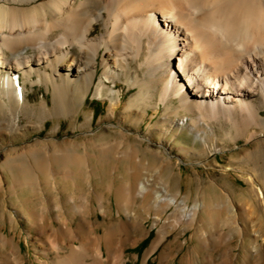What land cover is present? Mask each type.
Returning <instances> with one entry per match:
<instances>
[{
    "label": "bare ground",
    "instance_id": "obj_1",
    "mask_svg": "<svg viewBox=\"0 0 264 264\" xmlns=\"http://www.w3.org/2000/svg\"><path fill=\"white\" fill-rule=\"evenodd\" d=\"M97 25L103 32L93 37ZM99 56L105 79L113 83L130 62L145 66L151 83L163 86L160 102L166 108L176 100L177 113L189 116L194 127L224 121L234 126L229 132L238 135L242 132L238 125L245 126L249 141L264 137V0H0V89L18 104L25 102V84H33L34 76L53 85L62 98L69 90L79 97L94 80ZM135 84L140 94L133 104L148 103L146 83ZM107 91L114 96L115 91L100 81L99 95ZM112 101L114 106L113 97ZM100 148L108 154V144ZM255 155L264 162L263 149ZM51 160L46 156L43 162L42 172L48 178L56 177ZM36 169L30 165L18 169L16 183L39 186L42 174L37 175ZM136 184L143 208L149 215L155 212L154 225L159 227V237L145 262L160 251L159 264H177L184 246L181 236L166 243L179 224H194L199 206L184 217L176 215L173 221L162 222L161 210L175 205L176 199L154 195L150 182ZM254 190L264 202L263 188ZM133 199L118 204L119 213L124 209L129 218L123 232L106 228L98 233L85 218L89 206L56 204L59 217L71 214V218H63L50 230L39 225L35 247L46 256L52 251L54 258L43 261L38 255L34 263L130 264L123 246L135 247L150 234L145 221L136 219ZM43 206L48 210L46 202ZM100 208L107 216L104 204ZM78 217L81 220L74 227ZM209 232L193 235V240L202 235L203 244L189 250L182 264L238 263L231 254L217 260ZM15 241L16 236H0L6 250L0 255L1 264H27ZM243 264L260 263L247 258Z\"/></svg>",
    "mask_w": 264,
    "mask_h": 264
},
{
    "label": "rangeland",
    "instance_id": "obj_2",
    "mask_svg": "<svg viewBox=\"0 0 264 264\" xmlns=\"http://www.w3.org/2000/svg\"><path fill=\"white\" fill-rule=\"evenodd\" d=\"M102 32L97 25L92 36ZM101 58L92 84L79 97L69 90L62 98L53 85L36 76L33 84H25L21 104L0 89V236H16L27 264H38L34 263L38 255L51 261L54 253L48 250L49 255H43L35 244L39 225L50 230L70 220L71 214L59 217L56 204L89 206L85 218L98 233L106 228L123 232L129 218L124 209L119 213L118 204L135 198L136 219L145 221L150 234L137 246L122 249L130 264H159L160 251L145 262L159 227L154 225L155 212L149 215L142 206L136 183L143 180L153 186L154 195L177 201L161 210L162 222L184 217L199 206L194 224H179L166 243L181 236L184 246L177 264L189 250L201 248L202 235L196 241L192 237L205 230L214 237L218 261L231 254L239 260L236 264L247 258L264 264V202L254 190H264V162L255 155L264 150V137L249 141L245 126L238 125L242 129L238 135L229 132L234 126L224 121L194 127L189 116L177 113L176 100L166 108L160 102L163 86L151 83L145 66L130 62L113 83L105 79ZM100 81L115 91L114 96L108 91L99 95ZM137 81L146 83V104L132 102L140 94ZM112 97L118 102L114 106ZM261 113L264 116V108ZM103 144H108V154L102 152ZM46 156L52 157L56 177L43 175ZM29 165L42 174L39 186L15 181L17 170ZM80 220H74V227ZM3 252L0 245V255Z\"/></svg>",
    "mask_w": 264,
    "mask_h": 264
}]
</instances>
